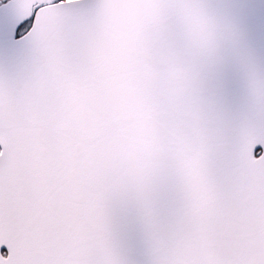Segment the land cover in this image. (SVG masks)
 <instances>
[{
  "label": "snow or ice",
  "instance_id": "snow-or-ice-1",
  "mask_svg": "<svg viewBox=\"0 0 264 264\" xmlns=\"http://www.w3.org/2000/svg\"><path fill=\"white\" fill-rule=\"evenodd\" d=\"M0 264H264V0H0Z\"/></svg>",
  "mask_w": 264,
  "mask_h": 264
}]
</instances>
